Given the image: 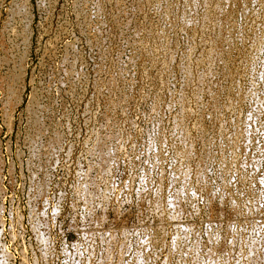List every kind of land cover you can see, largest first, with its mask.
<instances>
[{"label":"rangeland","instance_id":"rangeland-1","mask_svg":"<svg viewBox=\"0 0 264 264\" xmlns=\"http://www.w3.org/2000/svg\"><path fill=\"white\" fill-rule=\"evenodd\" d=\"M258 73L264 0H0V264H264Z\"/></svg>","mask_w":264,"mask_h":264},{"label":"built area","instance_id":"built-area-1","mask_svg":"<svg viewBox=\"0 0 264 264\" xmlns=\"http://www.w3.org/2000/svg\"><path fill=\"white\" fill-rule=\"evenodd\" d=\"M259 68V67H258ZM261 69V68H260ZM258 70V69H257ZM259 73L257 74V76H256V79L259 81ZM262 85H264V83L262 82V81H259Z\"/></svg>","mask_w":264,"mask_h":264},{"label":"bare ground","instance_id":"bare-ground-1","mask_svg":"<svg viewBox=\"0 0 264 264\" xmlns=\"http://www.w3.org/2000/svg\"><path fill=\"white\" fill-rule=\"evenodd\" d=\"M189 10V9H188ZM3 44V43H2ZM214 54V53H213ZM188 73V72H187ZM11 104V102H9ZM8 107V106H7ZM10 118V117H9ZM104 136V135H103ZM52 144V143H51ZM104 144V143H103ZM101 167V166H100ZM103 169V168H102ZM104 170V169H103ZM103 212V211H102ZM178 213V212H177ZM19 219V218H18ZM248 222V221H247ZM113 234V233H112ZM195 244V243H194ZM229 245V244H228ZM263 252V251H262ZM254 261V260H253ZM170 262V261H169Z\"/></svg>","mask_w":264,"mask_h":264}]
</instances>
